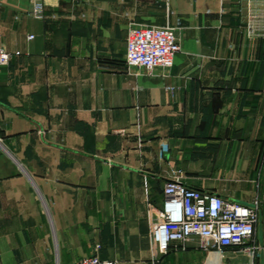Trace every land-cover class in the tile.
Segmentation results:
<instances>
[{
  "label": "crops",
  "instance_id": "obj_1",
  "mask_svg": "<svg viewBox=\"0 0 264 264\" xmlns=\"http://www.w3.org/2000/svg\"><path fill=\"white\" fill-rule=\"evenodd\" d=\"M131 25L176 27L171 68L128 65ZM0 32V264H264V0H0ZM176 178L258 203L260 253H160Z\"/></svg>",
  "mask_w": 264,
  "mask_h": 264
},
{
  "label": "built area",
  "instance_id": "obj_2",
  "mask_svg": "<svg viewBox=\"0 0 264 264\" xmlns=\"http://www.w3.org/2000/svg\"><path fill=\"white\" fill-rule=\"evenodd\" d=\"M43 11V3L34 2L29 13L41 18ZM250 29L252 32V25ZM180 50L181 41L174 26L131 25L128 29L126 61L129 66L144 68L150 73L158 68H171ZM14 54L19 55L20 51L7 50L0 32V66L9 65ZM164 196L163 221L153 232L160 253H167L174 244L185 247L193 237L213 243L220 251L227 246L248 245L254 239L259 220L258 203L247 205L216 193L203 192L187 186L179 178L166 182ZM247 248L260 253L254 245ZM74 264L120 263L94 254Z\"/></svg>",
  "mask_w": 264,
  "mask_h": 264
}]
</instances>
